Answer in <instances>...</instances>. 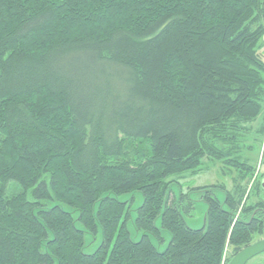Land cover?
Returning a JSON list of instances; mask_svg holds the SVG:
<instances>
[{"label": "trees", "instance_id": "trees-1", "mask_svg": "<svg viewBox=\"0 0 264 264\" xmlns=\"http://www.w3.org/2000/svg\"><path fill=\"white\" fill-rule=\"evenodd\" d=\"M263 37L264 0H0V264H222L263 238ZM205 162L230 190L171 180Z\"/></svg>", "mask_w": 264, "mask_h": 264}, {"label": "rangeland", "instance_id": "rangeland-1", "mask_svg": "<svg viewBox=\"0 0 264 264\" xmlns=\"http://www.w3.org/2000/svg\"><path fill=\"white\" fill-rule=\"evenodd\" d=\"M260 45H261V48L259 50V54L262 58V61L264 62V37H263ZM260 120H261V118H259L253 124L254 128H256L258 126V123H260ZM261 146L262 147H261L259 153L253 155V157H252V159L254 161V166H255L254 178L259 177L264 172V165L262 164V157L264 155V138H263V143ZM205 164L208 167V170H203V172H200V173L196 174L195 176L191 175L190 173H185L181 177L171 178V180L177 181L180 184V186L183 187L184 192L186 191L187 188L204 187V186L221 184L224 182L226 183V188L228 190H230L232 188V183H231L230 179H220L219 178V169H220L219 164H217V163L211 164L209 162H205ZM253 180L251 181L250 185L253 183ZM250 185H249V188H250ZM172 190L173 191H179V188L176 186V184H174L172 186ZM131 197L135 198V203L132 205L131 210H130L131 219L127 223V229L130 233L131 239L133 241H137L140 238V234L135 231V228L133 225V219H134V215H135L134 209H136L142 202L141 196L139 193H135L132 195H126V196L120 197L118 199L120 201H124V200H128ZM191 200L193 201V210L188 215H184L183 218H184V221L189 228L200 229L203 225V222H204L206 205L203 202V200L200 198L199 195H192ZM62 209L64 211L70 212L74 218L77 217V213L74 212V210H72L68 207H65V206H62ZM155 225L157 227H160V219L159 218L156 219ZM77 227H78V224H77ZM161 236L165 239V243H160L159 240L155 237L152 238L153 243L159 252H162L164 250L165 245L167 244V241L169 239V234L165 231H161ZM100 241H101L100 233H98L96 236L85 235L83 252L85 254H92L96 250L98 245L100 244ZM228 257H230L229 252L226 255V258H228ZM250 264H264V254L261 255L257 259L255 258Z\"/></svg>", "mask_w": 264, "mask_h": 264}, {"label": "water", "instance_id": "water-1", "mask_svg": "<svg viewBox=\"0 0 264 264\" xmlns=\"http://www.w3.org/2000/svg\"><path fill=\"white\" fill-rule=\"evenodd\" d=\"M264 253V240H260L239 251L228 264H247L254 257Z\"/></svg>", "mask_w": 264, "mask_h": 264}, {"label": "flooded vegetation", "instance_id": "flooded-vegetation-1", "mask_svg": "<svg viewBox=\"0 0 264 264\" xmlns=\"http://www.w3.org/2000/svg\"><path fill=\"white\" fill-rule=\"evenodd\" d=\"M205 187V186H204ZM252 221H255V222H257V224H259L260 222H262L263 220H261L260 218H258V217H250L249 218V222H252ZM260 240H264V237L263 238H261ZM260 240H258V241H260ZM258 241H256V242H258ZM255 243V242H254ZM253 244V243H252ZM250 246V245H249ZM248 247V246H247ZM264 254V253H263ZM263 254H261V255H263ZM261 255H258V256H256V257H254L253 259H251L248 263L250 264L255 258L257 259V258H259ZM247 263V264H248Z\"/></svg>", "mask_w": 264, "mask_h": 264}]
</instances>
